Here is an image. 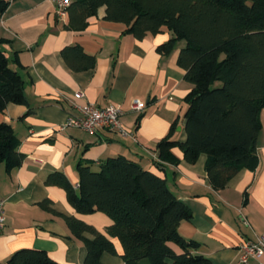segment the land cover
I'll return each instance as SVG.
<instances>
[{
	"label": "crops",
	"instance_id": "1",
	"mask_svg": "<svg viewBox=\"0 0 264 264\" xmlns=\"http://www.w3.org/2000/svg\"><path fill=\"white\" fill-rule=\"evenodd\" d=\"M6 1L0 15V48L22 76L27 104L9 103L0 111V122L13 127L17 150L23 155L16 167L6 168L0 162L5 216L0 264L21 248L44 250L61 264H84V243L70 233L64 216L78 217L103 233L111 219L101 211L78 213L68 203L65 189L46 180L60 171L77 189L78 161L98 170L102 160L117 154L165 178L169 189L189 205L192 216L181 221L178 230L185 239L199 243L192 253L207 256L212 264H240V245L264 233V107L259 117L257 166L238 170L224 188L214 189L206 177L205 154L188 163L174 146L171 153L178 162L156 164L157 143L175 119V137L185 139L184 96L192 84L177 64L184 40L177 41L169 54H161L156 47L172 36L169 29L138 39L125 32L124 23L106 20L104 5L89 17L85 28L74 31L67 26V12L64 17L56 13L54 0ZM73 45L94 56V66L82 67L85 62L75 52L64 57V49ZM78 91L83 94L80 99L74 94ZM133 99L144 104L141 111L132 109ZM86 103L118 105L121 130L127 133L60 130L74 112L73 105ZM82 236L93 237L89 232ZM111 241L117 254L102 253V264H126L119 240L111 237ZM141 263L149 264L145 259ZM241 264H264V255Z\"/></svg>",
	"mask_w": 264,
	"mask_h": 264
},
{
	"label": "trees",
	"instance_id": "2",
	"mask_svg": "<svg viewBox=\"0 0 264 264\" xmlns=\"http://www.w3.org/2000/svg\"><path fill=\"white\" fill-rule=\"evenodd\" d=\"M7 5L0 0V15ZM103 5L106 20L124 23L125 32L138 39L169 29L172 36L156 47L158 53L169 54L177 41L185 42L177 57L183 77L192 84L184 96L185 139L175 137V119L157 143L156 164H176L174 146L188 163L205 154L206 177L217 190L238 170L254 169L264 107V0H72L66 10L68 28H85ZM67 52L77 53L85 62L82 67L94 66V56L78 45L64 49V57ZM7 58L0 48V111L9 103L27 104L22 76ZM14 133L9 123L0 122V162L6 168L18 166L23 158ZM75 170L77 189L60 171L51 173L46 183L63 187L78 213L101 211L111 219L103 233L78 217L64 216L70 233L84 243V264H102L104 252L117 254L111 237L119 240L126 264H142L143 259L149 264H212L207 256L190 251L199 246L196 240L180 235L179 223L192 212L165 178L120 154L102 160L98 170L82 161ZM84 232L93 237L88 240ZM5 264L61 263L44 250L21 248Z\"/></svg>",
	"mask_w": 264,
	"mask_h": 264
},
{
	"label": "built area",
	"instance_id": "3",
	"mask_svg": "<svg viewBox=\"0 0 264 264\" xmlns=\"http://www.w3.org/2000/svg\"><path fill=\"white\" fill-rule=\"evenodd\" d=\"M56 13L60 17L66 15V9L71 0H54ZM75 94L76 98H82V92L78 91ZM132 109L141 111L144 107L138 99H133ZM74 112L67 115L65 121L59 126L60 130L67 127L79 128L90 134L97 133L99 129H106L109 131L119 130L121 134H126L125 130H121L120 115L121 110L118 105L95 106V104H74ZM78 188V183L75 184ZM4 201L0 200V233L5 225V216L3 209ZM242 251L239 258V263H245L249 258H259L264 255V233L256 235L252 239H248L240 245Z\"/></svg>",
	"mask_w": 264,
	"mask_h": 264
},
{
	"label": "rangeland",
	"instance_id": "4",
	"mask_svg": "<svg viewBox=\"0 0 264 264\" xmlns=\"http://www.w3.org/2000/svg\"><path fill=\"white\" fill-rule=\"evenodd\" d=\"M218 83H216V85H217Z\"/></svg>",
	"mask_w": 264,
	"mask_h": 264
},
{
	"label": "water",
	"instance_id": "5",
	"mask_svg": "<svg viewBox=\"0 0 264 264\" xmlns=\"http://www.w3.org/2000/svg\"><path fill=\"white\" fill-rule=\"evenodd\" d=\"M180 129V127H178Z\"/></svg>",
	"mask_w": 264,
	"mask_h": 264
}]
</instances>
